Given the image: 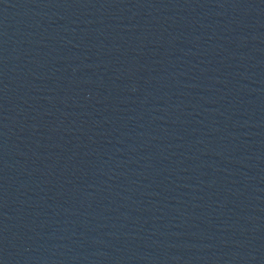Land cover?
I'll return each instance as SVG.
<instances>
[{"label":"water","instance_id":"95a60500","mask_svg":"<svg viewBox=\"0 0 264 264\" xmlns=\"http://www.w3.org/2000/svg\"><path fill=\"white\" fill-rule=\"evenodd\" d=\"M264 40V0H0V264H156Z\"/></svg>","mask_w":264,"mask_h":264}]
</instances>
